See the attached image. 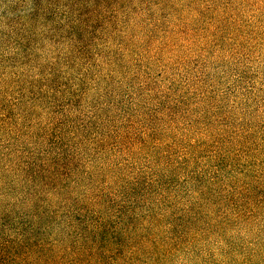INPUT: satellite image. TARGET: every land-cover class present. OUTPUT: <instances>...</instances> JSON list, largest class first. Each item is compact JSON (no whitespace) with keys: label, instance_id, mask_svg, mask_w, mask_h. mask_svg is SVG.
Here are the masks:
<instances>
[{"label":"rangeland","instance_id":"rangeland-1","mask_svg":"<svg viewBox=\"0 0 264 264\" xmlns=\"http://www.w3.org/2000/svg\"><path fill=\"white\" fill-rule=\"evenodd\" d=\"M108 1L117 20L74 59L60 26L67 0H0V232L35 204L62 215L133 163L162 177L178 214L205 191V230L166 264H264V0ZM126 112L140 121L133 139L101 149ZM53 127L71 160L69 194L23 164ZM42 213L67 245L62 218Z\"/></svg>","mask_w":264,"mask_h":264},{"label":"trees","instance_id":"trees-1","mask_svg":"<svg viewBox=\"0 0 264 264\" xmlns=\"http://www.w3.org/2000/svg\"><path fill=\"white\" fill-rule=\"evenodd\" d=\"M109 3L108 0H67L64 4L68 9L63 13L60 26L62 32L67 33L63 37L69 38L70 58L75 59L89 47L90 35L99 25L117 20V15H108L111 13L106 10ZM77 86L70 87L68 100L72 101L76 96ZM54 91L64 90L59 87ZM133 116L126 112L121 126L106 130L97 141L100 148L107 147L112 139L119 146L129 143L135 133L132 130L135 123L140 122L133 120ZM48 133V138L42 139L45 147L38 150L35 147L23 161L25 171H30L29 176L33 179L43 176L42 184L55 186L56 195L72 193L71 160L62 154V147L58 145L64 141L63 136L57 134L54 127ZM141 143L146 146L147 142ZM105 169L102 167L100 173ZM112 171L114 173L107 181L95 180L96 183L88 186L78 197L82 203L73 202L74 206L62 215L54 209L41 210L40 205L35 204L36 212L18 224L11 222V225V219H5L7 233L0 232V264H166L173 250L191 243L205 230L197 228L204 214L205 191H197L198 196L178 209V214L176 204L168 205L164 200L166 182L161 176L156 178L158 174L152 172L150 166L139 169L131 163L115 166ZM188 174L186 172L185 176ZM215 176L208 179L211 185ZM66 199L70 200V197ZM42 212L62 218L64 225L58 226L67 236V245L51 239Z\"/></svg>","mask_w":264,"mask_h":264}]
</instances>
